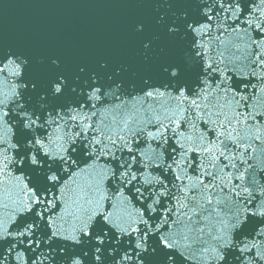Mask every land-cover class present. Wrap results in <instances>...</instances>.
<instances>
[{"label":"snow or ice","instance_id":"6c2138e0","mask_svg":"<svg viewBox=\"0 0 264 264\" xmlns=\"http://www.w3.org/2000/svg\"><path fill=\"white\" fill-rule=\"evenodd\" d=\"M126 46L0 38V264H264V0H125Z\"/></svg>","mask_w":264,"mask_h":264},{"label":"water","instance_id":"95a60500","mask_svg":"<svg viewBox=\"0 0 264 264\" xmlns=\"http://www.w3.org/2000/svg\"><path fill=\"white\" fill-rule=\"evenodd\" d=\"M125 0H0V38L37 55L62 50L69 60L111 54L127 45Z\"/></svg>","mask_w":264,"mask_h":264}]
</instances>
